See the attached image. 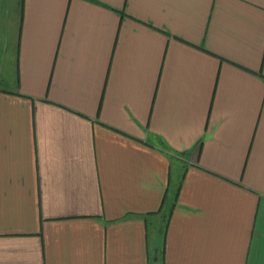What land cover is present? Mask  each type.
Listing matches in <instances>:
<instances>
[{
	"label": "crops",
	"instance_id": "obj_1",
	"mask_svg": "<svg viewBox=\"0 0 264 264\" xmlns=\"http://www.w3.org/2000/svg\"><path fill=\"white\" fill-rule=\"evenodd\" d=\"M16 19L0 264H264V0H19Z\"/></svg>",
	"mask_w": 264,
	"mask_h": 264
},
{
	"label": "rangeland",
	"instance_id": "obj_2",
	"mask_svg": "<svg viewBox=\"0 0 264 264\" xmlns=\"http://www.w3.org/2000/svg\"><path fill=\"white\" fill-rule=\"evenodd\" d=\"M0 0V11L3 10V4H1ZM19 10V0H11L10 3V25L9 26V32L6 30V27L4 25V22L2 21L0 17V49H3V47L6 45V42L9 40V45L12 46L13 40H14V34H15V27L17 24V19H16V13ZM161 223L157 225V228L152 229V236H156V230L160 227ZM156 242V239H155ZM158 245V243H157ZM156 245V246H157Z\"/></svg>",
	"mask_w": 264,
	"mask_h": 264
},
{
	"label": "trees",
	"instance_id": "obj_3",
	"mask_svg": "<svg viewBox=\"0 0 264 264\" xmlns=\"http://www.w3.org/2000/svg\"><path fill=\"white\" fill-rule=\"evenodd\" d=\"M164 150L166 151L165 147ZM179 186V185H178ZM178 192H179V187L177 188ZM177 195V194H176ZM175 195V198H176ZM165 202H163L162 207H164ZM174 203H172L170 206L167 207V211L165 212V214H163L162 216V222H163V230L160 231V236H161V255L163 256V245H164V238H165V232L167 230L168 227V222L172 213V209H173Z\"/></svg>",
	"mask_w": 264,
	"mask_h": 264
}]
</instances>
